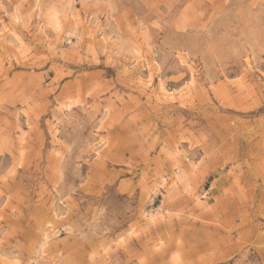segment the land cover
<instances>
[{
	"label": "rangeland",
	"instance_id": "obj_1",
	"mask_svg": "<svg viewBox=\"0 0 264 264\" xmlns=\"http://www.w3.org/2000/svg\"><path fill=\"white\" fill-rule=\"evenodd\" d=\"M0 264H264V0H0Z\"/></svg>",
	"mask_w": 264,
	"mask_h": 264
}]
</instances>
